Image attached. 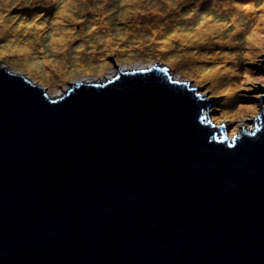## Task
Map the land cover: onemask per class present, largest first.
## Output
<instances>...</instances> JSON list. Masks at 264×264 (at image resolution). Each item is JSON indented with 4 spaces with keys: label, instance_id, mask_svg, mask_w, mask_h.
<instances>
[{
    "label": "water",
    "instance_id": "95a60500",
    "mask_svg": "<svg viewBox=\"0 0 264 264\" xmlns=\"http://www.w3.org/2000/svg\"><path fill=\"white\" fill-rule=\"evenodd\" d=\"M254 117L229 136L212 93L156 58L50 80L0 67V264H264Z\"/></svg>",
    "mask_w": 264,
    "mask_h": 264
},
{
    "label": "rangeland",
    "instance_id": "374dc122",
    "mask_svg": "<svg viewBox=\"0 0 264 264\" xmlns=\"http://www.w3.org/2000/svg\"><path fill=\"white\" fill-rule=\"evenodd\" d=\"M254 1L0 0V67L50 80L156 58L212 93L232 136L254 129L264 108L252 101L264 87V8ZM63 35L70 42L55 46Z\"/></svg>",
    "mask_w": 264,
    "mask_h": 264
},
{
    "label": "bare ground",
    "instance_id": "6f19581e",
    "mask_svg": "<svg viewBox=\"0 0 264 264\" xmlns=\"http://www.w3.org/2000/svg\"><path fill=\"white\" fill-rule=\"evenodd\" d=\"M67 7H68V9L71 8L70 5L67 6ZM63 10L65 11V8H64ZM64 18H65V17H64ZM58 19H59V17H58ZM61 20L73 21V20L70 19V18H67V19H61ZM3 22H4V21H3ZM0 27H1V25H0ZM206 29H207V28H206ZM206 29H205L204 32H205V33H209V36H211V35L213 34V32H216V30H214V27H209L207 30H206ZM63 36L65 37V39H63V40H58L59 43H55V44H54L55 46H58L60 43H62V46H64V40L67 41L66 38L70 39L69 36H66V35H63ZM67 42H70V41H67ZM13 74H17V73L13 71Z\"/></svg>",
    "mask_w": 264,
    "mask_h": 264
},
{
    "label": "trees",
    "instance_id": "16d2710c",
    "mask_svg": "<svg viewBox=\"0 0 264 264\" xmlns=\"http://www.w3.org/2000/svg\"><path fill=\"white\" fill-rule=\"evenodd\" d=\"M42 1H46V0H42ZM262 1V4L261 5H259L260 6V9H263L264 8V0H261ZM252 3L255 5V1L254 0H252ZM51 7L53 8V6L51 5ZM231 7H234V6H231ZM40 8H43L42 7V5H41V7ZM233 11H234V8L232 9ZM239 10H241V8L240 7H238V10H237V12H235V13H233L234 14V17L236 18V17H240V14H239ZM34 11V10H33ZM33 11H31V12H33ZM241 19H242V17H241ZM241 24H242V20H241ZM205 31V30H204ZM208 35H209V33H207ZM208 35H207V37H208ZM206 40H208V39H206ZM220 98H222V97H220ZM219 98V99H220ZM215 100V99H214ZM216 101V100H215Z\"/></svg>",
    "mask_w": 264,
    "mask_h": 264
},
{
    "label": "snow or ice",
    "instance_id": "6c2138e0",
    "mask_svg": "<svg viewBox=\"0 0 264 264\" xmlns=\"http://www.w3.org/2000/svg\"><path fill=\"white\" fill-rule=\"evenodd\" d=\"M29 7H35L37 9H39L41 7V5L40 4H36V3H32V4L29 5ZM259 83L261 85H264V76H261V78L259 80ZM261 91L264 92V88H262Z\"/></svg>",
    "mask_w": 264,
    "mask_h": 264
},
{
    "label": "clouds",
    "instance_id": "9594fccd",
    "mask_svg": "<svg viewBox=\"0 0 264 264\" xmlns=\"http://www.w3.org/2000/svg\"><path fill=\"white\" fill-rule=\"evenodd\" d=\"M5 68H7V67H5ZM8 69V68H7ZM11 72H13L12 70H11ZM17 73V72H16ZM18 75H22V74H19V73H17Z\"/></svg>",
    "mask_w": 264,
    "mask_h": 264
}]
</instances>
